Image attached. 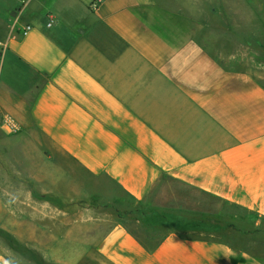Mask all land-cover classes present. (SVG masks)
<instances>
[{
    "label": "crops",
    "instance_id": "obj_1",
    "mask_svg": "<svg viewBox=\"0 0 264 264\" xmlns=\"http://www.w3.org/2000/svg\"><path fill=\"white\" fill-rule=\"evenodd\" d=\"M1 1L0 264H38L19 252L37 197L48 228L70 216L51 197L116 205L110 264H264V87L174 29L181 0Z\"/></svg>",
    "mask_w": 264,
    "mask_h": 264
},
{
    "label": "rangeland",
    "instance_id": "obj_2",
    "mask_svg": "<svg viewBox=\"0 0 264 264\" xmlns=\"http://www.w3.org/2000/svg\"><path fill=\"white\" fill-rule=\"evenodd\" d=\"M0 6H5L1 0ZM175 6L173 11H167L169 14L165 15H171L170 18L178 24L174 29L193 34L202 43L208 41L210 50L221 51L222 60L230 68L244 69L264 87V0H181ZM4 139L0 146L5 151H1L0 161L6 164L14 160L16 162L12 143ZM182 195L192 197L193 193ZM51 198L54 206L68 212L70 216L68 219L53 218L51 228H48L50 218L45 219V199L37 197L42 218H38L33 238L30 233L32 229L21 226V259H30L38 264H110L98 253L97 245L112 227V221L118 218L116 205L109 204L103 208L104 204L98 199L83 201L70 197L72 200L66 202L69 197ZM207 203L208 209L212 208L213 212L219 213L222 209L219 201L208 198ZM167 204L170 206L172 203ZM87 207H91L93 212L86 210ZM1 216L0 222L5 224L6 220ZM57 216L60 214L57 213ZM215 219L217 224L208 229V234L213 232L219 236L220 215ZM16 237L5 230L0 232V241H5V245H13V241L16 244ZM31 241L37 245L34 252L24 248ZM45 257L51 259L50 262H44Z\"/></svg>",
    "mask_w": 264,
    "mask_h": 264
},
{
    "label": "built area",
    "instance_id": "obj_3",
    "mask_svg": "<svg viewBox=\"0 0 264 264\" xmlns=\"http://www.w3.org/2000/svg\"><path fill=\"white\" fill-rule=\"evenodd\" d=\"M53 23H54V21L52 19L51 24H53ZM31 29H32V27L30 25H25L22 29H20L21 36L27 35L28 32ZM6 47H7V44L4 41H0V54L2 52H4V50L6 49ZM3 129H4L5 132H7L9 134H16L19 131V128H18L17 124L15 122H13L12 120H10V119L4 120V122H3Z\"/></svg>",
    "mask_w": 264,
    "mask_h": 264
}]
</instances>
